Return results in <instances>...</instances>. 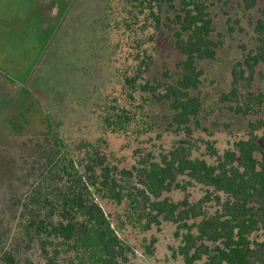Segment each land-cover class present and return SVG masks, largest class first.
<instances>
[{"label":"trees","instance_id":"1","mask_svg":"<svg viewBox=\"0 0 264 264\" xmlns=\"http://www.w3.org/2000/svg\"><path fill=\"white\" fill-rule=\"evenodd\" d=\"M102 1L103 13L90 25L89 57L83 62L77 57L78 77L62 78L64 92L49 84L51 98L31 83L24 94L14 88V106L24 102L39 113L28 111L26 120L22 110L1 121L19 138L0 174V264H131L132 247L121 235L125 227L148 231L162 222L176 225L180 244L174 255L186 264H264V239L253 237L264 232V154L258 156L263 148L255 122H250L248 137L235 142V150L221 154L209 142L212 161L195 156L188 142L173 146L159 160L147 156L126 167L107 137L127 132L129 106L140 99L147 104L150 95L170 102L179 126L198 115L202 99L193 91L203 74L199 61L215 58L217 48L206 2L180 0L181 11L172 21L178 26L175 48L184 56L178 63L182 74L157 85L149 77L154 55L148 45L164 25L166 3L175 0ZM244 1L248 8L258 2ZM56 4L50 14L61 19L65 14L54 12ZM260 11L256 48L232 71L231 100L245 114L264 104V94L252 91L257 67L264 63V5ZM115 79L121 81L119 90L111 88ZM65 101L76 102L82 121L86 111L92 113L94 136L65 131L63 120L52 112ZM180 177L201 184L205 194L196 201L171 200L166 193L174 186L187 188ZM155 241L147 253L153 254Z\"/></svg>","mask_w":264,"mask_h":264},{"label":"rangeland","instance_id":"2","mask_svg":"<svg viewBox=\"0 0 264 264\" xmlns=\"http://www.w3.org/2000/svg\"><path fill=\"white\" fill-rule=\"evenodd\" d=\"M203 1L213 19L212 38L217 48L215 58L199 61L203 74L199 87L193 93L202 99L200 112L187 126H179L167 100L160 101L150 95L147 104L141 103L143 99H140L141 102L136 101L129 106L132 119L128 131L107 134L118 158L126 167L139 163L147 156L159 160L173 146L188 142L195 156L212 161L209 142L221 154L227 149L235 150V142L248 137L250 122L259 126L255 133L259 136L263 152L258 156L264 154V123L261 126V121L264 122V104L258 112L245 114L236 110V102L231 100L230 95L234 67L256 48L255 26L261 17L264 0H258L250 8L244 0ZM54 4L55 0H0V124L1 121L6 123L12 120L13 114L22 110L28 120L27 105L24 106L23 102L22 107H15L12 102L14 93H17L14 88L24 94L31 83L39 94L51 98V92L46 89L48 85L54 83L53 90L64 92L62 78L71 76L76 79L79 74L77 57L80 56L82 62L89 57V45L94 39L90 25L95 24L103 13V1L59 0L54 12L60 9L65 14L61 19L51 17L49 8ZM165 6L164 25L156 39L148 45L154 55L149 77L157 85L176 81L182 74L178 63L184 58L174 45V33L178 26L172 21L181 11V1L175 0L173 5L166 3ZM94 34L98 36V31ZM66 64L72 67L68 70ZM262 73L264 63L258 65L252 85V91L257 94H264ZM120 82L115 79L110 84L111 88H116ZM241 89L244 92V88ZM65 103L52 109L63 120L65 131L94 136L97 121L92 119V113L87 115L86 111L82 121L77 116L80 113L75 110L76 107L80 108L76 102L73 105L70 101ZM140 104H143L142 108ZM33 109L29 113L36 115L38 110ZM16 138H19L17 134L6 126H0V174L11 156L9 153L16 151ZM185 180L179 178L186 189L174 186L166 193L171 200L177 202L187 197L196 201L205 194L201 184H187ZM105 207L111 211H123L118 206H113V209L108 205ZM209 208L215 210L216 207L209 203ZM175 230L176 225L171 222L154 225L148 231L140 226L127 225L121 235L132 247L131 264H186L182 257L174 255V250L180 244ZM253 237L262 240L264 232L257 231ZM152 238L156 240L154 252L149 254L146 247Z\"/></svg>","mask_w":264,"mask_h":264}]
</instances>
